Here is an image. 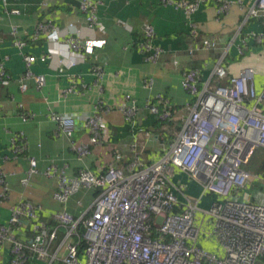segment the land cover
Instances as JSON below:
<instances>
[{
	"label": "built area",
	"instance_id": "1",
	"mask_svg": "<svg viewBox=\"0 0 264 264\" xmlns=\"http://www.w3.org/2000/svg\"><path fill=\"white\" fill-rule=\"evenodd\" d=\"M8 0H0L7 4ZM210 0H163L174 5L191 17L204 3ZM237 4L247 10L246 19L264 17V0H255L245 6L240 0H217V14L227 13ZM97 0H81L80 9L85 14L87 28L105 30L97 15ZM19 14V9L11 10ZM192 35L199 36L198 26L191 23ZM15 43L23 48L26 41L14 26ZM65 32V33H64ZM61 31L52 19L37 22L32 40L41 36L57 41L60 36L68 43L75 61L92 53L101 40H84L81 29L70 25ZM256 41L264 43V33H253ZM156 29L147 24L138 49L144 60L158 62L165 53L157 45ZM189 49L193 55L199 51L218 48L211 38H198ZM243 53L242 49H240ZM25 70L18 79L12 78L5 60H0V88L16 81L21 92H27L30 82L41 89L46 76L36 73L32 66L38 61H49L53 67V49L48 54L36 57L25 54ZM7 59V57L5 58ZM223 57L213 71V81L201 79L199 68L183 71L181 86L190 94L187 102L176 113L170 99L159 94L156 102L142 107L131 96L125 95L119 109L126 121L137 126V119L144 109L156 114L163 127L174 135L169 142H163V151L156 160L146 162L138 153V146L132 144L133 158L121 166L111 163L105 172L96 173L89 168L81 169L69 176L59 174L58 188L54 198L65 205L71 196L82 188L101 189L100 194L78 216L63 208L55 213L58 227L49 230L39 217V206L29 200H21L12 208L7 224H0V247L8 245V264H28L36 259L45 264L62 261L64 264H264V203H256L238 196V191L247 188L252 180H259V174L246 169L258 147L264 148V86H256L257 71L254 67H243L231 75L223 65ZM177 62V60H176ZM63 62H57V69L63 70ZM95 73L103 78V68L96 65ZM75 79L66 92H79ZM146 88L153 87V79H145ZM18 107L24 121L34 114L23 103ZM97 106L95 112L85 116L73 113L50 112L49 116L58 124L61 133L69 137L82 123L90 132L89 143L74 144L79 158L91 153V146L106 144L111 129ZM181 122L176 131V121ZM150 136V132H145ZM25 135L20 132L14 138L13 151L19 155L27 148ZM162 139L161 134L155 136ZM168 144V145H167ZM115 161L122 162L123 154L116 152ZM30 168L21 179L27 185L37 172L35 158H30ZM52 164L46 174L57 172ZM187 173L202 187V194L192 199L181 183L173 180L178 173ZM0 167V200L10 194L9 175ZM213 194L209 208H202L204 195ZM209 218L214 227L211 234L221 245V251L210 250L201 244L205 222ZM31 226L30 240L19 237L23 228ZM81 226L83 231L80 230ZM65 230L63 238L55 246L57 230ZM84 246L83 249H81Z\"/></svg>",
	"mask_w": 264,
	"mask_h": 264
},
{
	"label": "crops",
	"instance_id": "2",
	"mask_svg": "<svg viewBox=\"0 0 264 264\" xmlns=\"http://www.w3.org/2000/svg\"><path fill=\"white\" fill-rule=\"evenodd\" d=\"M80 1L8 0L7 4L0 2V60H5L12 78L18 79L24 72L25 54L40 57L48 54L50 49H53L54 53L53 67L50 66V60H38L32 66L36 73L46 76L43 88L39 89L34 82H30L29 90L21 92L16 81L0 88V167L10 173L11 187L9 197L0 200V224L8 223L12 208L17 203L29 200L41 208L38 212L40 219L53 231L58 227V223L52 226L53 221L57 222L55 213L65 208L74 216H78L95 198L96 188H82L71 196L67 204L56 201L54 193L58 188L61 172L74 176L84 168L101 173L111 163L121 166L123 162L133 158L130 151L132 144L138 146V153L146 162L158 159L163 151V142L168 139L162 141L155 137L160 132V128L156 127L157 115L144 109L137 119V126L130 127L118 107L125 95L131 96L140 106L145 107L148 102H156L157 96L162 94L170 99L173 108H182L192 99L181 86L183 71L192 67L199 68L202 81H213L214 68L222 57L223 65L231 75H236L243 67H254L257 71V89L260 90L264 86V43L256 41L253 37V33H264V17H252L247 20V10L237 4L227 13L218 16L217 0H210L188 18L183 10L166 4L163 0H97V15L105 28L103 31L99 28H87ZM240 1L245 6H250L255 0ZM13 9H19L20 13L12 14ZM46 18L52 19L63 32L70 25H75L81 29L84 40H101L103 43L95 46L92 53L85 54L81 60L69 65L75 61V56L71 54L62 35L57 41L43 36L37 40L31 39L37 22ZM191 23L198 26L199 39H214L218 48L190 55L189 49L199 41L192 35ZM147 24L155 27V42L165 50L162 58L156 63L144 60L138 49ZM14 26L19 31L17 37L20 36L26 41L23 48H19L15 43V35L12 32ZM59 60L64 64L63 70L56 67ZM96 65L103 68L102 79L95 73ZM147 78L153 79V87L150 89L144 86ZM73 79L79 92H66L65 90L73 84ZM212 85H215L214 81ZM19 103H23L25 108L34 114L26 121L21 116ZM97 106H102L100 113L110 125L109 142L91 146V153L79 158L73 145L89 143V130L80 123L69 137L60 132L58 124L49 114L59 112L85 116L95 112ZM20 132L25 135L27 148L23 153L15 155L14 138ZM145 132H150V136H146ZM116 152L123 154L122 162L114 160ZM30 158H35L37 172L27 185H23L21 179L26 176L31 166ZM252 159L255 166V172L252 173L259 174L261 179L249 182L246 189L238 191V196L262 204L264 155L258 153ZM52 164L57 166L58 171L48 175L47 168ZM173 180L183 184L192 199L201 196L202 187L187 173L178 172ZM212 202V198L206 194L200 206L209 208ZM209 227L212 230L211 223ZM205 228L201 244L210 250L221 251L220 243L211 233L207 236L204 233ZM61 230L62 228H59L57 231ZM32 236L30 225L24 227L19 234L24 240H30ZM10 256L8 245L0 247V264H8ZM33 264L45 263L37 260Z\"/></svg>",
	"mask_w": 264,
	"mask_h": 264
},
{
	"label": "trees",
	"instance_id": "3",
	"mask_svg": "<svg viewBox=\"0 0 264 264\" xmlns=\"http://www.w3.org/2000/svg\"><path fill=\"white\" fill-rule=\"evenodd\" d=\"M181 109V107H174L173 108V111L176 113L178 110H180ZM107 121V120H106ZM156 121H157V125H156V127H158V128H160V132H161V137H162V135H164V137L161 139L162 141L163 140H165L166 138L168 139V142H169V140L170 139H172L173 137H174V135H172V134H170L171 132L169 131V129H167V128H164L163 127V122H162V120L161 119H159V117L157 116V119H156ZM178 121V122H177ZM176 122V125H179V127L177 126V128H175L176 129V131H178L179 130V128H180V124H181V122L179 121V120H177ZM108 123V122H107ZM129 124V126L130 125H132L131 123H128ZM108 125H109V123H108ZM109 127H110V125H109ZM131 127V126H130ZM136 126H133V128H135ZM137 130H139L138 129V127L136 128ZM159 132V133H160ZM167 142V143H168ZM168 145V144H167ZM260 154V155H264V148L263 147H258L256 150H255V152L253 153V155H252V157H251V159H250V161H249V163L248 164H246V169H248L249 171H251V172H255V171H253V167H255L254 165H253V159L252 158H254V156H256L257 154ZM256 160H255V165H256ZM248 165V166H247ZM261 169H262V167H260ZM263 168H264V166H263ZM108 169V168H107ZM106 169V170H107ZM105 170V171H106ZM104 171V172H105ZM95 190V195H94V197L96 198L99 194H100V192L102 191L101 189H94ZM209 195V197H211L212 198V201L213 200H215L216 199V196L215 195H213V194H208ZM57 223H58V221L57 222H55V221H53V223H52V226L54 227V226H56L57 225ZM48 226V225H47ZM80 230L81 231H83V227L81 226V228H80ZM64 233H65V230L64 229H62L60 232L58 231L57 232V238H56V241H55V246L60 242V240L63 238V236H64ZM84 248V246L81 248V249H83ZM35 261H37L36 259H33V260H31L28 264H33ZM54 264H64L62 261H59V262H55Z\"/></svg>",
	"mask_w": 264,
	"mask_h": 264
},
{
	"label": "rangeland",
	"instance_id": "4",
	"mask_svg": "<svg viewBox=\"0 0 264 264\" xmlns=\"http://www.w3.org/2000/svg\"><path fill=\"white\" fill-rule=\"evenodd\" d=\"M82 211H83V209H82ZM82 211H81V212H82ZM210 223H211V220H210L209 218H207V220H206V222H205V225H204V226H206V228L204 227V228H205V232H204V233L207 234V236H208V234L211 233V232H210L211 229H210V227H209V224H210ZM213 227H214V223L211 224V228H213Z\"/></svg>",
	"mask_w": 264,
	"mask_h": 264
}]
</instances>
